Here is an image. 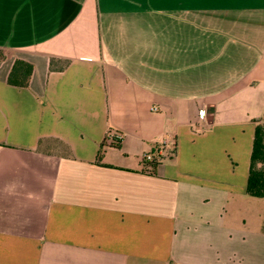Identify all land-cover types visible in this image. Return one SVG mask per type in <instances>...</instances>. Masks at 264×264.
<instances>
[{
    "label": "crops",
    "instance_id": "1",
    "mask_svg": "<svg viewBox=\"0 0 264 264\" xmlns=\"http://www.w3.org/2000/svg\"><path fill=\"white\" fill-rule=\"evenodd\" d=\"M263 101L264 0H0V264H264Z\"/></svg>",
    "mask_w": 264,
    "mask_h": 264
},
{
    "label": "trees",
    "instance_id": "2",
    "mask_svg": "<svg viewBox=\"0 0 264 264\" xmlns=\"http://www.w3.org/2000/svg\"><path fill=\"white\" fill-rule=\"evenodd\" d=\"M29 73L30 67L16 60L7 76V83L23 87ZM254 123L244 194L264 200V101L260 116ZM142 160L148 169H153L159 157L155 155L151 156L150 161Z\"/></svg>",
    "mask_w": 264,
    "mask_h": 264
},
{
    "label": "rangeland",
    "instance_id": "3",
    "mask_svg": "<svg viewBox=\"0 0 264 264\" xmlns=\"http://www.w3.org/2000/svg\"><path fill=\"white\" fill-rule=\"evenodd\" d=\"M246 202H249V204L246 203L245 207V218L248 219L251 217L254 213H257L258 210L260 213H262V231H264V200L263 199H255V198H247L245 197ZM252 203V204H250Z\"/></svg>",
    "mask_w": 264,
    "mask_h": 264
},
{
    "label": "built area",
    "instance_id": "4",
    "mask_svg": "<svg viewBox=\"0 0 264 264\" xmlns=\"http://www.w3.org/2000/svg\"><path fill=\"white\" fill-rule=\"evenodd\" d=\"M199 115H200L199 118L202 119V110H199ZM116 138L118 139V136ZM161 144L162 145H166L167 144V140H161ZM143 159L145 161H150L151 156L149 154H146V155H144Z\"/></svg>",
    "mask_w": 264,
    "mask_h": 264
}]
</instances>
